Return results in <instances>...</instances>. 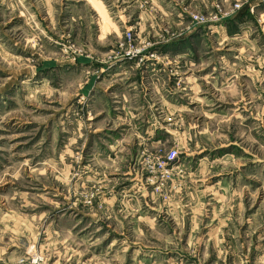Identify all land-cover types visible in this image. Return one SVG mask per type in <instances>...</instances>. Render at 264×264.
Here are the masks:
<instances>
[{"label": "rangeland", "instance_id": "374dc122", "mask_svg": "<svg viewBox=\"0 0 264 264\" xmlns=\"http://www.w3.org/2000/svg\"><path fill=\"white\" fill-rule=\"evenodd\" d=\"M150 60L155 135L118 112ZM36 258L264 264L262 0H0V264Z\"/></svg>", "mask_w": 264, "mask_h": 264}, {"label": "crops", "instance_id": "0c3cea01", "mask_svg": "<svg viewBox=\"0 0 264 264\" xmlns=\"http://www.w3.org/2000/svg\"><path fill=\"white\" fill-rule=\"evenodd\" d=\"M256 2H252V6L254 9L256 7ZM239 17V16H238ZM225 22V21H224ZM203 27V26H202ZM201 26L198 27V30L193 31L192 36L200 35V33L204 32V28ZM191 35V33H190ZM181 46H169L167 47L165 54L166 57L169 56V54H175L180 53L181 56H188L189 57V63L190 65L196 64V54H199V51L196 49L192 50H186L187 52H184ZM157 52L154 53H160L159 48H156ZM180 56V55H179ZM180 56V57H181ZM200 60V59H199ZM151 62H140V63H120L116 66H119V70H121L122 79L125 81H130L131 78L129 75L133 73H137V71L142 72V77L139 79H135V87L133 88V92H129V97L125 99V102L123 104V109L118 110L122 115L136 117L139 120L142 121V123H146V130H151L152 134H157L162 130L160 125H158L155 122L156 117V111L160 112L162 111L161 103L165 102L166 104L170 105V107L174 108L175 111H177L178 104L177 100V94L173 91H164V84L166 82L164 81V77L161 75L162 69L159 64L160 62H157L156 60H150ZM115 66V67H116ZM137 75V74H134ZM120 78L118 75V71L115 70L114 74L111 75L112 80H116ZM120 79V81L122 80ZM114 85V84H111ZM173 92V93H172ZM157 102H159L157 104ZM119 104V102H118ZM129 111H126V110ZM126 111V112H125ZM150 118H153V121L150 120ZM153 140V137L150 138Z\"/></svg>", "mask_w": 264, "mask_h": 264}, {"label": "built area", "instance_id": "2783aa9c", "mask_svg": "<svg viewBox=\"0 0 264 264\" xmlns=\"http://www.w3.org/2000/svg\"><path fill=\"white\" fill-rule=\"evenodd\" d=\"M262 3H264V0H262ZM240 5H238V9H240ZM254 8H251V11H253ZM201 25H204V24H201ZM200 26V25H199ZM131 36L129 37V40L131 41ZM140 52H134V51H131L129 50V52L125 53V58L126 59H129V60H134V59H137L139 57V54ZM179 157V154L177 151L173 150L171 152H169L167 158L163 161V162H158V166L162 169V170H168V167L173 165L177 159ZM40 259L39 258H36V259H33L31 264H40Z\"/></svg>", "mask_w": 264, "mask_h": 264}, {"label": "trees", "instance_id": "16d2710c", "mask_svg": "<svg viewBox=\"0 0 264 264\" xmlns=\"http://www.w3.org/2000/svg\"><path fill=\"white\" fill-rule=\"evenodd\" d=\"M228 21H229V20H228ZM228 21H227V22H228Z\"/></svg>", "mask_w": 264, "mask_h": 264}]
</instances>
